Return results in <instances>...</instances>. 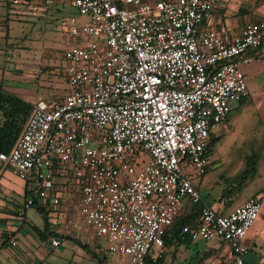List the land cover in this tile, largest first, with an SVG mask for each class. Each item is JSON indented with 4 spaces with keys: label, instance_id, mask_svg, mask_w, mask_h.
<instances>
[{
    "label": "built area",
    "instance_id": "2783aa9c",
    "mask_svg": "<svg viewBox=\"0 0 264 264\" xmlns=\"http://www.w3.org/2000/svg\"><path fill=\"white\" fill-rule=\"evenodd\" d=\"M219 1L70 0L75 12L59 21L75 39L63 54L68 91L36 100L11 149L0 151L32 191L18 216L58 205L74 182L78 217L63 233L84 223L105 252L147 264L162 256L185 202H201L181 233L222 241L218 264H244L264 195L221 213L192 183L210 163L214 128L249 95L242 66L264 60V17L232 31L204 25Z\"/></svg>",
    "mask_w": 264,
    "mask_h": 264
},
{
    "label": "rangeland",
    "instance_id": "374dc122",
    "mask_svg": "<svg viewBox=\"0 0 264 264\" xmlns=\"http://www.w3.org/2000/svg\"><path fill=\"white\" fill-rule=\"evenodd\" d=\"M1 7L0 85L31 102L39 98L63 96L68 91L63 75L66 64L64 49L75 39L64 36L59 21L75 12L70 0H28L20 3L2 0ZM14 10L26 12L16 13ZM242 70L249 95L239 106V102L232 104L226 129L224 125L214 128L209 167L203 175L192 180L198 184L203 200L215 209L220 201L232 208L258 191L264 195V61L253 60L243 65ZM251 156H255V171L253 175L244 178L242 174L247 161L253 160ZM62 178L57 177L58 181H62ZM238 185L240 188L233 196L236 191L234 187ZM71 187H74V192ZM233 190L234 193H229L230 199L223 194L224 191ZM62 195V201L55 208L63 211L62 217L66 218V224L78 217L75 183L69 189L64 188ZM27 209L33 221L41 219L42 215L36 208ZM257 219L263 229L256 230L252 235L251 249L246 254L250 258L249 264H260L257 255L264 248V197ZM82 229L89 230L86 233L88 240L95 244L98 237L94 230L87 228L84 223ZM216 243V239L196 240L182 252H174L173 246L166 251L164 246L161 252L163 259L147 264H216L222 254L221 250L212 248L208 255L203 253ZM118 256L124 257L126 261L128 259L127 255Z\"/></svg>",
    "mask_w": 264,
    "mask_h": 264
},
{
    "label": "crops",
    "instance_id": "0c3cea01",
    "mask_svg": "<svg viewBox=\"0 0 264 264\" xmlns=\"http://www.w3.org/2000/svg\"><path fill=\"white\" fill-rule=\"evenodd\" d=\"M13 12L23 13L26 11L14 10ZM2 13L3 8L1 7L0 15ZM262 17H264V0H220L203 23L205 26L232 31ZM18 18L24 19L23 16H18ZM228 115L222 124L225 129L228 124ZM24 186L25 182L13 173L11 166L0 162V264H127L124 257L105 252L99 238L95 241V244L91 243L86 234L89 231L88 229L74 230L69 235L70 238H65L64 235L66 234L63 231L69 225L70 220L65 224L66 218L62 217L63 211L56 210V206H44L47 213L46 220L41 217L39 221H33L28 209L25 210L23 216H18L17 210L24 199ZM235 207L228 208L224 201H220L216 209L227 212ZM32 208L35 209L36 206H32ZM260 223V220L259 222L255 221L246 235L245 241L249 246L253 233L258 229H263V226L260 227ZM12 237L15 238V244L10 243ZM51 237H58L59 245L53 246L50 243ZM75 240L86 244L92 253ZM216 240L215 245L204 250L205 256L212 251V248L221 250L222 254L225 252L226 245L222 241ZM195 241L191 240L189 243L166 246L165 250L167 251L169 247L173 246L174 252L178 250L182 252L190 244H194ZM246 254L244 264H249L250 258L249 256L246 257ZM259 254L257 255L258 262L264 264L261 261L264 256V248ZM150 261V257H148L147 262Z\"/></svg>",
    "mask_w": 264,
    "mask_h": 264
},
{
    "label": "trees",
    "instance_id": "16d2710c",
    "mask_svg": "<svg viewBox=\"0 0 264 264\" xmlns=\"http://www.w3.org/2000/svg\"><path fill=\"white\" fill-rule=\"evenodd\" d=\"M63 75H64V72H63ZM246 98L247 97L241 99L238 102L241 103ZM33 105H34V102L28 101L20 97L19 95H16L11 91L6 90L2 85H0V151L8 152L11 149L15 140L20 135L24 127V124L33 109ZM263 128H264V125H263ZM212 142H213V137H211L210 146ZM251 157L253 158V160L247 161L246 168L243 171L242 177L244 178H247L251 174L253 175L255 171L254 169L255 165H253L255 163V160H254L255 156H251ZM209 164L207 165L206 170L208 169ZM201 175H198V176H201ZM192 183L194 187L199 191L200 188L198 184L194 183L193 181ZM240 185H238L237 187H234L236 191L235 190L230 191V192L224 191L223 194L226 195V197H229V193H234L235 191L233 195L235 196L238 192L237 191L238 188H240ZM27 186H29V182L25 183L24 197H27L32 192L31 190H28ZM259 194H263V193L261 191H258L250 195L249 197L256 196ZM230 198L231 196L228 199ZM35 206L37 210L41 213L43 219L46 220L47 213H46V210H44V207L39 206V205H35ZM201 207H202L201 202H190V201L185 202L184 206L176 214L172 223L168 226V228L165 231V234L163 235V247L171 246V245H178L181 243H189L192 240L190 236L188 235L184 236L181 233V230H182V227L186 224L196 223L200 215ZM216 211L221 212V213L228 212V211L227 212L219 211L217 209ZM64 236L65 238H70L69 235H64ZM76 242L79 243L84 248H86L89 252H91L86 244L81 243L80 241H76ZM162 257L163 255L161 257H158L156 261H160Z\"/></svg>",
    "mask_w": 264,
    "mask_h": 264
}]
</instances>
